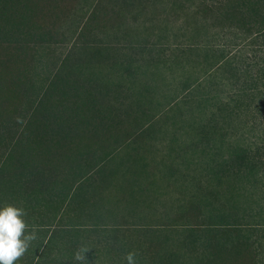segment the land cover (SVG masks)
Instances as JSON below:
<instances>
[{"label": "trees", "instance_id": "1", "mask_svg": "<svg viewBox=\"0 0 264 264\" xmlns=\"http://www.w3.org/2000/svg\"><path fill=\"white\" fill-rule=\"evenodd\" d=\"M199 3L195 17L202 18L206 28H215L222 35L240 33L244 40L261 42V63L252 83H264V0ZM124 5L132 6L128 2ZM72 11L68 0H0V208L9 204L24 208L29 225L39 220L41 224L47 217L58 220L60 225L67 218L101 219L104 211L110 215L122 206L131 188L129 184L117 183L122 167L108 163L137 131L132 127L131 111L134 104L140 106L142 101L131 95L132 86L139 83L140 75L154 74L167 64L152 57L161 45L149 38L132 45L135 49L129 52L127 61L123 58L121 62L106 63L111 53L99 45L103 24L97 12L67 33L63 26ZM59 44L66 46L60 65L37 94L25 96L29 87L33 89L32 65L39 51ZM214 56L212 69L220 67V72L231 80L252 79L251 71L234 67L233 61L227 60L225 50ZM179 62L176 58L171 63L180 65ZM108 66L116 67V73L124 79L100 73L101 68ZM237 92V98L249 96L248 90ZM209 102L210 99L199 103L203 106ZM236 102L239 104L233 107L222 101L217 112L211 114L207 106L198 107L206 116L192 149L210 145L213 136L222 138L219 124L230 123L234 116L248 110L245 100ZM11 123L19 124V129L6 137L3 130ZM253 164L246 155L236 154L232 164L221 168L228 172L238 165L239 172L242 168L253 170ZM132 167L127 172L136 175L137 164ZM105 171L112 175L104 174L103 182L117 183L119 195L106 197L100 188L86 192L87 180ZM66 186L67 195L56 203L54 192ZM51 213L53 217L49 216ZM30 228L29 232H33ZM196 230L178 241L148 240L142 246H135L131 236L119 238L116 232L118 240L104 247L100 244L101 248L90 246L92 251L76 239L52 244L50 231L46 241L29 244L19 264H92L94 255L111 263L126 264L125 260L116 259L133 250L138 252L137 264H264V230L251 232L249 227L224 225L200 226ZM55 246L59 255L53 262L45 257L48 251H55Z\"/></svg>", "mask_w": 264, "mask_h": 264}, {"label": "rangeland", "instance_id": "2", "mask_svg": "<svg viewBox=\"0 0 264 264\" xmlns=\"http://www.w3.org/2000/svg\"><path fill=\"white\" fill-rule=\"evenodd\" d=\"M68 1L73 11L63 26L64 32L71 33L97 12L103 24L99 45L111 53L106 63L121 62L123 58L127 61L129 52L135 49L132 45L149 38L161 45L160 51H153L152 57L167 64L154 70V74L140 75L139 83L132 86L131 95L142 101L140 106L134 104L131 111L132 127L137 131L108 163L111 167H122L117 183L129 184V190L135 194L129 196V192L121 207L110 215L104 211L101 219L67 218L60 225L58 220L46 216L41 224L40 220L33 222L31 231L36 238L30 243L38 245L46 241L52 231V244L76 239L92 251L90 246L101 248L118 240L116 232L119 238L131 236L135 246H142L148 240H181L200 226L249 227L251 232L257 228L264 230V83H252L256 79L253 74L261 63V42L244 40L240 33L222 35L215 28H206L204 20L195 17V8L202 0ZM126 2L132 6L124 5ZM48 48L39 51L32 65L33 89L30 90L29 85L25 96L37 94L60 65L66 46ZM220 50H225L227 60L233 61L234 67L251 71L252 79L231 80L220 72V67L212 69L216 62L214 55ZM176 58L180 59V65L171 63ZM116 71L117 68L111 66L100 69L104 75L122 79ZM242 89L248 90L246 95L249 96L243 97L248 110L234 116L230 123L219 124L222 138L213 136L210 145L192 149L200 138L206 116L198 108L202 106L199 102L210 99L202 107L207 106L211 114L217 112L222 101L233 107L239 104L236 101L243 102L235 95ZM23 113L21 111V115ZM6 127L3 134L7 137L17 133L19 124L11 123ZM236 154L246 155L250 163H254L251 166L254 169L242 168L238 172L236 165L235 170L222 171L221 165L232 164ZM135 163L136 175L133 171L127 172ZM110 173L101 172L100 176L87 180L85 191L100 188L106 197L118 196L117 183L102 180L104 174L112 175ZM67 188L54 192L56 203L65 198ZM54 250L48 251L45 258L57 261L56 246ZM91 260L92 264H118L95 255ZM116 260L123 262L124 257Z\"/></svg>", "mask_w": 264, "mask_h": 264}, {"label": "clouds", "instance_id": "3", "mask_svg": "<svg viewBox=\"0 0 264 264\" xmlns=\"http://www.w3.org/2000/svg\"><path fill=\"white\" fill-rule=\"evenodd\" d=\"M27 212L22 207L6 205L0 208V264H19L34 240L35 232L26 234L31 227L25 219ZM138 252L125 254L126 264H137Z\"/></svg>", "mask_w": 264, "mask_h": 264}]
</instances>
